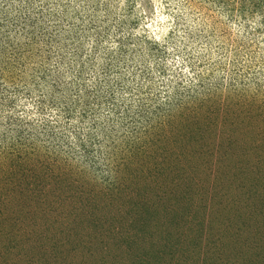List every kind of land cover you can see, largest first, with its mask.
Instances as JSON below:
<instances>
[{
    "label": "rangeland",
    "instance_id": "obj_1",
    "mask_svg": "<svg viewBox=\"0 0 264 264\" xmlns=\"http://www.w3.org/2000/svg\"><path fill=\"white\" fill-rule=\"evenodd\" d=\"M0 264H264V0H0Z\"/></svg>",
    "mask_w": 264,
    "mask_h": 264
},
{
    "label": "trees",
    "instance_id": "obj_2",
    "mask_svg": "<svg viewBox=\"0 0 264 264\" xmlns=\"http://www.w3.org/2000/svg\"><path fill=\"white\" fill-rule=\"evenodd\" d=\"M27 22H29L30 27L32 26V27H34L35 29H37V27H39L37 24L40 23V21H37V20H36L35 22H33V21H30L29 19H28Z\"/></svg>",
    "mask_w": 264,
    "mask_h": 264
}]
</instances>
